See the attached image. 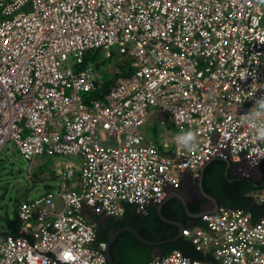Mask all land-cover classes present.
<instances>
[{
    "label": "built area",
    "instance_id": "2783aa9c",
    "mask_svg": "<svg viewBox=\"0 0 264 264\" xmlns=\"http://www.w3.org/2000/svg\"><path fill=\"white\" fill-rule=\"evenodd\" d=\"M262 97L257 0H0V152L58 158L55 189L17 205V236L0 231V264H66L65 250L108 264L94 218L144 217L213 159L254 177L264 141L242 118ZM188 130L190 153L174 142ZM248 196L264 207V189ZM198 221L182 237L211 261L150 264H264V217L219 206Z\"/></svg>",
    "mask_w": 264,
    "mask_h": 264
},
{
    "label": "trees",
    "instance_id": "16d2710c",
    "mask_svg": "<svg viewBox=\"0 0 264 264\" xmlns=\"http://www.w3.org/2000/svg\"><path fill=\"white\" fill-rule=\"evenodd\" d=\"M110 82L104 85V92H106ZM235 165L231 162L230 167L227 168L223 160H211L203 172V189L217 201L219 206L249 211L253 220H258L264 217V207L255 205L248 194L252 191L264 189V168L262 170L263 175L259 180L234 175ZM205 202L202 200L191 201L188 202L187 207L191 213H197ZM161 213L164 218L180 222L184 226H188L192 222L182 203L176 198L168 200L162 206ZM197 223L201 225L199 221ZM18 226L16 209L12 217L4 215L0 218V231L2 233L17 236ZM123 227H130L147 241L169 240L174 238L178 232L174 225L165 223L160 219L156 206L150 207L148 214L141 217L135 213L133 206L125 205L124 214L120 219L110 218L107 222L98 226L96 230L97 238L98 240L107 241L111 232ZM156 249L162 251L164 255L172 250H179L190 260H199L203 263L211 261L209 255H203L195 251L191 242L183 237L176 242L159 246H147L140 243L130 232H123L116 238L111 246L110 255L115 264H150Z\"/></svg>",
    "mask_w": 264,
    "mask_h": 264
},
{
    "label": "rangeland",
    "instance_id": "374dc122",
    "mask_svg": "<svg viewBox=\"0 0 264 264\" xmlns=\"http://www.w3.org/2000/svg\"><path fill=\"white\" fill-rule=\"evenodd\" d=\"M115 51V48H113ZM115 60V53L111 64ZM152 127L142 131H159L158 123L153 122ZM114 145V144H112ZM58 158L37 156L32 161H27L19 154L15 146L7 144L0 152V218L4 215L12 217L19 203L30 202L43 196L49 189H55L54 178L55 161ZM188 186H183L182 196L188 197ZM199 199V196H196ZM209 208V203L202 206Z\"/></svg>",
    "mask_w": 264,
    "mask_h": 264
},
{
    "label": "water",
    "instance_id": "95a60500",
    "mask_svg": "<svg viewBox=\"0 0 264 264\" xmlns=\"http://www.w3.org/2000/svg\"><path fill=\"white\" fill-rule=\"evenodd\" d=\"M225 163H226V166L227 168L230 167L231 163L228 159H224L223 160ZM210 162V161H209ZM209 162H206L204 163L198 170V175L196 177V181H197V193H198V196L199 198L202 200V201H206L207 203H209L210 207L208 209H201L199 212L197 213H191L187 207V204H188V201L182 196V194L180 193H169L167 195V197L162 201L161 204H159L158 206H156V210H157V214L158 216L160 217V219L165 222V223H168L170 225H174L178 232H177V235L172 238V239H169V240H164V241H147L145 239H143L142 237H140L135 231H133L130 227H123V228H120L118 229L108 240H107V248H106V258H107V263L108 264H115L114 261L112 260L111 258V255H110V249H111V246L113 244V242L116 240V238L123 232H130L140 243L144 244V245H147V246H159V245H162V244H167V243H171V242H176L177 240H179L181 237H182V230L185 228V226L180 223V222H177V221H173V220H168L166 218H164L162 216V213H161V210H162V206L170 199H173V198H176L178 199L187 215L192 219V223L195 224L197 222V220L205 215V214H208V213H215L217 210H218V203L217 201L212 197L210 196L209 194H207L204 189H203V185H202V177H203V172H204V169L206 168V166L209 164ZM264 168V163L261 164L259 166V168L257 169L258 171V175H257V179H261L262 177V170ZM227 173V172H226ZM95 221V220H94ZM96 225H99V222L98 221H95ZM163 252L162 251H159V249H156L155 250V253L154 255L155 256H159L161 255Z\"/></svg>",
    "mask_w": 264,
    "mask_h": 264
},
{
    "label": "clouds",
    "instance_id": "9594fccd",
    "mask_svg": "<svg viewBox=\"0 0 264 264\" xmlns=\"http://www.w3.org/2000/svg\"><path fill=\"white\" fill-rule=\"evenodd\" d=\"M257 3L260 5H264V0H257ZM242 120L245 121L254 130L255 138L257 140L264 141V97H262L259 101L256 102V106L252 110H250L249 113L245 114ZM174 142L178 146V149L189 153L196 151L199 147L197 135L192 130L182 131L179 135H176L174 137ZM234 175H236L235 167H234ZM257 175L258 173H256V175H254V177L252 178H257ZM195 182H196V178H195ZM195 182L192 181L191 184ZM206 203L207 202H205V204ZM190 224L193 223L191 222ZM62 255L66 264H71V262L76 259L75 255L71 252V250H65ZM29 259L31 264H49L46 258H42L39 255L30 256Z\"/></svg>",
    "mask_w": 264,
    "mask_h": 264
},
{
    "label": "flooded vegetation",
    "instance_id": "af4514ba",
    "mask_svg": "<svg viewBox=\"0 0 264 264\" xmlns=\"http://www.w3.org/2000/svg\"><path fill=\"white\" fill-rule=\"evenodd\" d=\"M257 173H258V171H257ZM185 186H188V185H185ZM182 191H183V187L180 189V191L178 192V193H182ZM188 197L190 196V202L191 201H196V200H200V199H197L196 198V196H198V193H197V181L195 182V183H190V185H189V188H188ZM110 218L109 217H99V218H94V220L95 221H98L99 222V225H101V224H104L105 222H107L108 220H109ZM114 219V218H113ZM114 220H116V219H114ZM99 225H97V228H98V226ZM97 228H96V230H97ZM117 231V230H116ZM116 231H114V232H111V235H110V237L116 232ZM109 237V238H110ZM108 238V239H109Z\"/></svg>",
    "mask_w": 264,
    "mask_h": 264
},
{
    "label": "crops",
    "instance_id": "0c3cea01",
    "mask_svg": "<svg viewBox=\"0 0 264 264\" xmlns=\"http://www.w3.org/2000/svg\"><path fill=\"white\" fill-rule=\"evenodd\" d=\"M54 178H55V176H54ZM163 254V253H162ZM154 257H155V255H154Z\"/></svg>",
    "mask_w": 264,
    "mask_h": 264
}]
</instances>
